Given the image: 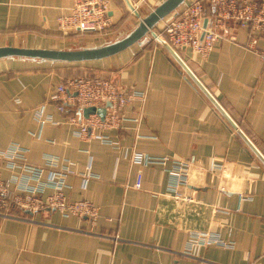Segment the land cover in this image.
Returning <instances> with one entry per match:
<instances>
[{"label":"crops","instance_id":"obj_1","mask_svg":"<svg viewBox=\"0 0 264 264\" xmlns=\"http://www.w3.org/2000/svg\"><path fill=\"white\" fill-rule=\"evenodd\" d=\"M110 1L112 28L139 20L124 0ZM131 1L142 17L165 0ZM72 5L0 0V47L81 48L69 47L71 34L58 28ZM205 7L212 16V5ZM168 17L154 28L165 41ZM252 35L264 52V37L233 23L206 58L173 49L264 158V59L247 49ZM94 47L99 45L82 48ZM85 75L145 98L123 109L120 128L77 137L72 118L81 121L79 114L61 113L49 97L65 80ZM187 77L151 34L102 60L0 59V150L20 147L26 161L13 168L0 156L1 176L20 177L22 185L27 164L43 169L45 179L53 171L47 159L56 158L58 171L72 172L66 175L67 197L99 210L95 221L54 209L0 215V264H264V160ZM42 106V118L51 121L38 120ZM135 153L168 160L140 167L132 161ZM179 161L189 163L185 182L173 173ZM197 233L216 235L223 245H194Z\"/></svg>","mask_w":264,"mask_h":264},{"label":"built area","instance_id":"obj_2","mask_svg":"<svg viewBox=\"0 0 264 264\" xmlns=\"http://www.w3.org/2000/svg\"><path fill=\"white\" fill-rule=\"evenodd\" d=\"M208 3L214 8L212 16H207L204 1L197 0L166 19L163 35L175 50H190L193 54L206 58L216 44L229 35L231 23L249 28L264 37V1L208 0ZM110 11V0H73L70 14L58 19V28L67 34L100 33L106 35L110 33L113 25L109 15ZM205 22H207L206 27ZM258 43V36L252 35L246 47L264 59V52L258 49ZM144 98L143 93L121 91L108 79L85 75L65 80L57 87L49 100L59 103L58 110L61 113L72 109L79 114L81 121L78 122L77 118H72V120L77 123L75 135L83 138L92 136L97 131L120 128L124 121L123 109L128 104L139 99L144 100ZM108 103L111 107H107ZM91 107L106 108L104 118L98 114H91L84 118L83 110ZM45 108L42 106L37 111V117L41 123L52 120L42 118ZM99 136H102L103 140H109L105 135ZM0 156L5 158L13 168L17 167V162H26L24 151L16 146L5 152L0 150ZM167 160L154 159L140 153H135L132 157L133 163L140 167L155 163L165 164ZM46 163L53 171L45 179H43V169L40 167L23 165L25 175L29 174V176L24 178L25 183H21L22 185L17 184L20 177L5 180L0 174V215L9 216L13 209L28 212L54 209L64 217L76 216L95 221L99 210L92 202L73 201L66 195V175L72 172L58 171L56 158H48ZM175 171H173L175 177L179 176L181 182H185L189 163L175 162ZM141 179L140 175L136 184L138 188L141 186ZM31 181L37 184L32 185ZM12 184L17 185L16 191H12ZM193 241L194 245L200 246L223 245L218 236L210 233H197L193 235Z\"/></svg>","mask_w":264,"mask_h":264},{"label":"water","instance_id":"obj_3","mask_svg":"<svg viewBox=\"0 0 264 264\" xmlns=\"http://www.w3.org/2000/svg\"><path fill=\"white\" fill-rule=\"evenodd\" d=\"M130 10L139 18L138 26L124 38L104 46L94 48H76L66 50H53V49H35V48H20V47H0V59L8 57H21V58H33L44 61H58L65 63H78L102 60L115 56L133 45L141 42L148 34H151L155 40H157L165 49L169 51L172 57L183 67L186 73L189 75V80L195 81V83L204 91L206 95L211 99L214 105L223 116L229 121V123L238 131V133L246 140V142L252 147V149L264 160L261 154L248 140V138L239 130L235 122L225 113L217 101L210 95V93L201 85L198 79L193 75L190 69L185 65L179 54L173 49V47L164 39L160 38L155 32L154 28L166 17L176 12L187 0H165L162 4L154 9L145 18L141 17L137 8L133 5L131 0H124ZM207 22L204 26L206 27ZM107 107H111L108 103ZM106 108H86L83 110V117L87 118L91 114H98L102 118L106 115Z\"/></svg>","mask_w":264,"mask_h":264},{"label":"rangeland","instance_id":"obj_4","mask_svg":"<svg viewBox=\"0 0 264 264\" xmlns=\"http://www.w3.org/2000/svg\"><path fill=\"white\" fill-rule=\"evenodd\" d=\"M144 12V15H142L143 18H145L147 15H149L151 13V11H143ZM138 22H140L138 19L135 20V25L137 26ZM134 23L132 24H129L127 25V27L123 26L121 28H118V29H115L114 26V31H113V28H112V32H110V34H90V33H87V34H74V35H71L70 36V39H69V47H85V46H89V45H105V44H109V43H112V42H115L117 40H120L122 38H124L127 34H129L132 30H133V25ZM135 26V27H136ZM70 35V34H69ZM147 39H152L150 36L147 37ZM152 45H157L155 41H152L151 40V43Z\"/></svg>","mask_w":264,"mask_h":264},{"label":"trees","instance_id":"obj_5","mask_svg":"<svg viewBox=\"0 0 264 264\" xmlns=\"http://www.w3.org/2000/svg\"><path fill=\"white\" fill-rule=\"evenodd\" d=\"M207 2L208 1H206V2H204L205 4H206V6H207ZM177 12V11H176ZM176 12H174V13H172V14H175ZM71 35H74V34H71ZM82 77V76H81ZM75 78H77V77H75Z\"/></svg>","mask_w":264,"mask_h":264}]
</instances>
